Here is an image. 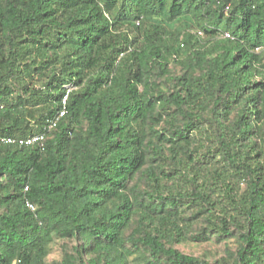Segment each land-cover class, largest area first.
Returning <instances> with one entry per match:
<instances>
[{"label": "trees", "instance_id": "1", "mask_svg": "<svg viewBox=\"0 0 264 264\" xmlns=\"http://www.w3.org/2000/svg\"><path fill=\"white\" fill-rule=\"evenodd\" d=\"M263 58L264 0H0V264H264Z\"/></svg>", "mask_w": 264, "mask_h": 264}, {"label": "rangeland", "instance_id": "2", "mask_svg": "<svg viewBox=\"0 0 264 264\" xmlns=\"http://www.w3.org/2000/svg\"><path fill=\"white\" fill-rule=\"evenodd\" d=\"M165 24V23H164ZM168 30L174 31L176 33L183 32L185 30H193L191 24L188 21H175L172 24L164 25ZM198 31V30H195ZM201 31V30H200ZM203 41L206 40L205 34L203 37ZM177 249L180 251L193 255L196 257H207L209 260L213 261L216 259H220L223 254V249L219 245H184L177 246ZM61 247L60 243L56 242L52 246L51 252L47 258V264H56L61 260Z\"/></svg>", "mask_w": 264, "mask_h": 264}, {"label": "built area", "instance_id": "3", "mask_svg": "<svg viewBox=\"0 0 264 264\" xmlns=\"http://www.w3.org/2000/svg\"><path fill=\"white\" fill-rule=\"evenodd\" d=\"M225 10H227V8ZM194 34H196L198 37L203 36L202 31H195ZM222 36L224 38L231 39V36L228 33H224ZM181 47H182V44H181ZM263 60H264V58H263ZM72 89H73V86L71 84H68L65 86L66 92H65V94L61 100V108L58 112L57 117L53 121H51L50 124L47 126V128H46L47 131H50L51 129H53L55 127L57 121L60 118H62L64 116V114L66 113L67 96ZM44 139H45V132H43L42 134H36V135L29 136L27 138H23V139H19V140H14L12 138H2V139H0V144H14V145H18L19 147H21V146L27 147V146H32L35 144L42 145ZM27 207L30 208L31 210L34 209L33 206L30 204H27Z\"/></svg>", "mask_w": 264, "mask_h": 264}]
</instances>
